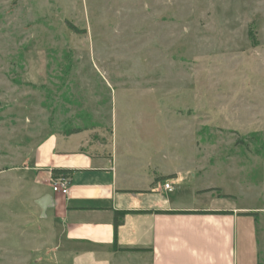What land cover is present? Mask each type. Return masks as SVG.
<instances>
[{
  "label": "rangeland",
  "instance_id": "374dc122",
  "mask_svg": "<svg viewBox=\"0 0 264 264\" xmlns=\"http://www.w3.org/2000/svg\"><path fill=\"white\" fill-rule=\"evenodd\" d=\"M111 101L180 155L184 202L244 208L237 263L264 264V0H0V122L104 121ZM29 217L0 223V264H63Z\"/></svg>",
  "mask_w": 264,
  "mask_h": 264
},
{
  "label": "crops",
  "instance_id": "0c3cea01",
  "mask_svg": "<svg viewBox=\"0 0 264 264\" xmlns=\"http://www.w3.org/2000/svg\"><path fill=\"white\" fill-rule=\"evenodd\" d=\"M11 109L0 122L12 126V139L0 135V145L9 147L0 150V223L10 214L30 216L27 228L49 230L63 264H238L244 208L184 202L176 193L186 180L180 155L165 150L164 138L133 140L132 123L118 125L114 102L103 108L104 121L82 112L60 126L37 127L31 114L24 120ZM145 114L136 113L142 123ZM54 169L70 178L67 195L53 190ZM192 190L224 198L197 183ZM119 210L127 213L116 230Z\"/></svg>",
  "mask_w": 264,
  "mask_h": 264
},
{
  "label": "built area",
  "instance_id": "2783aa9c",
  "mask_svg": "<svg viewBox=\"0 0 264 264\" xmlns=\"http://www.w3.org/2000/svg\"><path fill=\"white\" fill-rule=\"evenodd\" d=\"M51 182H52L53 190L55 192H59L64 195H67L69 193L70 178L67 175L63 173L54 174ZM164 188L171 191L173 190L174 187L171 182H165Z\"/></svg>",
  "mask_w": 264,
  "mask_h": 264
},
{
  "label": "trees",
  "instance_id": "16d2710c",
  "mask_svg": "<svg viewBox=\"0 0 264 264\" xmlns=\"http://www.w3.org/2000/svg\"><path fill=\"white\" fill-rule=\"evenodd\" d=\"M54 173L55 174L64 173L66 175V171L60 172V170H58V169H54ZM175 212H190V211H175ZM223 212H227V211H223ZM126 213H127V211H120V210L116 211V216H115V228H116V230L119 227V225L122 223L123 218H124Z\"/></svg>",
  "mask_w": 264,
  "mask_h": 264
}]
</instances>
